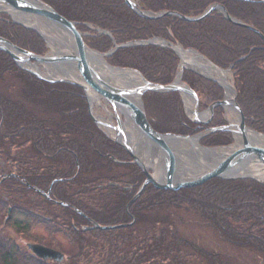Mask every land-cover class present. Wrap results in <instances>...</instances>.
Returning a JSON list of instances; mask_svg holds the SVG:
<instances>
[{"label": "trees", "instance_id": "1", "mask_svg": "<svg viewBox=\"0 0 264 264\" xmlns=\"http://www.w3.org/2000/svg\"><path fill=\"white\" fill-rule=\"evenodd\" d=\"M42 1L75 22L80 31L89 32L85 41L99 52H109L116 44L159 38L195 50L220 68H231L247 125L264 134V38L229 21L219 9L192 22L176 15L146 18L125 0ZM135 1L144 11H171L189 17L201 16L213 4H220L233 18L264 35V0ZM6 21L0 23V36L39 55L49 51L37 32ZM107 61L137 70L150 82L163 85L175 80L180 64L172 48L154 44L117 49ZM182 81L199 94L204 109L223 99L217 82L191 70H184ZM8 83L15 88L0 91V153L9 165L16 163V174L0 173V191L14 196L10 202L0 196V203L15 206L14 211L21 214L13 220V209L7 208L4 218L21 233L42 226L49 233L66 235L78 250L62 264H192L193 255L185 253L190 244L177 232L178 224L190 214L209 222L224 241L264 255V183L215 178L188 189L160 190L149 185L131 202L145 175L131 163L128 152L97 127L81 88L43 81L0 50V86ZM143 101L152 126L162 133L195 135L208 126L227 124L222 107L215 109L207 127L192 122L183 112L178 92H147ZM32 104L37 108L33 110ZM232 143L228 131L201 140L206 147ZM25 146L30 150L23 151ZM30 194L58 211L37 213ZM134 219L126 228H92L93 222L112 226ZM48 262L0 231V264Z\"/></svg>", "mask_w": 264, "mask_h": 264}, {"label": "water", "instance_id": "2", "mask_svg": "<svg viewBox=\"0 0 264 264\" xmlns=\"http://www.w3.org/2000/svg\"><path fill=\"white\" fill-rule=\"evenodd\" d=\"M42 4V6H36L31 4L30 2L26 0H0V10H4L6 8H12L16 11L25 12V13H32L35 15L40 16L41 18L48 20L57 26L64 29L69 37L71 38L74 47H75V53L72 55H56L52 54L49 55L48 53L45 55H39L36 53H33L31 51H28L26 49H23L12 42H10L8 39L0 36V50L8 53L14 61L24 70L34 74L38 78L48 81V82H65L69 83L71 85L77 86L84 90V92L87 95H91L90 91L96 92L101 97L104 98V100L109 103L114 112H116V121L117 125H114V129L116 130V136L114 138L115 143L122 146L133 158V163L137 164L145 174L146 178L139 188L137 194L134 196L133 200L137 199L144 191V189L148 185H153L155 188L160 190H178V189H188V188H194L203 185L207 181L213 178H226V179H234V178H244V176H229V172L233 170L235 167H237L241 162L248 160L250 158H255L259 163L264 165V147L259 145H254L252 142H250L247 131L250 130L246 123V116L244 114V111L242 110L240 104L237 101V95L235 92L234 98H225L224 100L215 101L213 102L209 108L207 109L208 117L202 118L203 114L200 110V99L195 90H193L190 86L181 83H177L176 80L168 85H162V84H156L150 82L148 79H146L139 71L137 70H130L134 73H136L139 76L140 82L133 85H125L120 86L113 84L103 78L101 75L97 74L93 68L91 67V64L88 60L87 52L88 50H91L88 48L84 38L83 33L78 30L76 23L73 21H70L63 15H61L58 11H56L51 5L48 3L37 0ZM126 3L136 12H138L141 16L146 18H161L163 16L167 15H176L186 21H199L204 19L205 17L209 16L213 11L219 9L224 16L231 22L236 23L240 26L247 27L256 33H258L262 38H264V35L257 29L253 28L252 26H249L243 22H240L233 18L227 11V9L220 5V4H213L210 6L201 16L198 17H189L184 16L178 12H160V13H152L148 11L142 10L137 2L135 0H125ZM165 45L170 44L171 47L179 54L181 57V64H180V81L182 80V74L184 68H182L183 64H188V62H185L183 60V57L181 56V51L183 52H195L197 55H199L201 58L205 59L212 67L220 70V67L215 65L213 62L202 56L197 51H194L192 49L184 50L182 47L172 44L170 42H167L166 40L159 39L156 41V39H151L147 41H136V42H130L127 44L122 45H116L115 50L123 47L133 46V45ZM94 51V50H91ZM114 51V50H113ZM113 51L109 53H99L102 56H108L113 53ZM96 52V51H94ZM98 53V52H96ZM74 62V66L78 69L80 76L83 80V82L76 81L74 79L69 78H58L55 80H50L44 78L42 75H40L38 72H35L33 70L28 69L27 67H24L23 64H41V65H60L65 62ZM188 67V66H187ZM120 70H126L122 68H116ZM222 86L223 83L220 82ZM148 91H155V92H168V91H178L181 94L184 95V93H187L190 98L193 100V118L192 120L195 123L200 124H209L210 121L214 117V110L217 106H222L224 108L231 107L232 109H235L238 112L239 115V124L237 125V128L239 130V133L241 134L242 138V144L240 147H238L235 151L230 152L226 156H224L222 161L217 162L216 164L212 166H204V171L200 172L197 175L193 176H187V177H179L176 170V156L174 153V150L170 143L168 142V138H182V139H192L196 136H189V135H177V134H171V133H160L158 132L151 124L147 112L145 108H143L140 104L136 103V101L132 100V97H139L140 99L142 96L148 92ZM90 98V97H89ZM126 110V112L130 115V117L135 122L137 128L140 130L139 132L141 135L147 139L149 142H153L158 148L161 156V161L163 162V167L160 168V170H156L155 168H151L149 165H147L146 162H144L140 156L137 154V149L134 145H131L129 142V139L127 137H122V119L118 114V111ZM94 120L98 123V121L94 118ZM232 126H222V127H215L209 129L211 132L216 131H231ZM141 136V138H143ZM201 136V134L199 135ZM204 148V147H203ZM209 150H213L215 148H206ZM161 162V163H162ZM206 165V164H203ZM156 167L159 168V165L156 164ZM264 167V166H263ZM163 170L165 173V180H163L160 172ZM263 174H264V168H263ZM113 185V183H111ZM93 222V221H92ZM134 222V221H133ZM119 224L116 226H102L96 222H93L92 228H99L102 230H110V229H116V228H122L127 227L129 225L133 224ZM91 228V227H88ZM28 248L39 258L43 260L52 259L55 260L58 263H61L65 259L64 253L61 251L55 250L53 248H50L48 246L39 244V243H30L28 244Z\"/></svg>", "mask_w": 264, "mask_h": 264}, {"label": "rangeland", "instance_id": "3", "mask_svg": "<svg viewBox=\"0 0 264 264\" xmlns=\"http://www.w3.org/2000/svg\"><path fill=\"white\" fill-rule=\"evenodd\" d=\"M6 20L11 21L14 24L21 25L25 28L32 29L35 32H37L38 35L46 43V46L49 49V53H48L49 55H52L56 52H60V50H61L60 47H57L53 44L52 45L50 44L51 34H53V35H59V34L62 35L63 34V36H64L66 33V32H64V30L61 29V27L57 26L56 24H54L48 20L42 19L40 21V26H39L40 28L39 27L36 28L34 25H30V24H28L22 20L16 19L12 14L7 12L6 10H0V23L7 22ZM84 36H88V33L84 32ZM165 45H167V44H165ZM105 53H107V52H105ZM190 54H192V53H190ZM189 57H192V56H189ZM106 59L107 58L104 57V60L108 64ZM180 61H181V57H180ZM33 65L37 67L38 71H41V73H39V74L40 75L43 74L42 76L46 79L55 80V79L63 77V76H57L54 72H53V75L51 74L52 76L48 75L47 66L53 67V65H49V64L48 65L33 64ZM28 69L33 70L31 68H28ZM186 69L191 70V71L195 72L196 74H198V75H200L206 79H210V80L217 82L218 86L220 88H222L220 91L223 92V99L228 98L227 90L225 89L224 86H222L220 84V80H218L215 72H212L211 74H209L200 68L197 69V68H194L191 66L186 67ZM33 71H35V70H33ZM75 71L77 72L76 68H75ZM35 72H37V71H35ZM227 75H228L227 77L229 79V83L231 84V86L233 88L231 91V94L229 95V98H234L235 97V92H234L235 90L233 87L232 75L230 72H227ZM72 79H74V78L72 77ZM9 83L5 86H0V91L5 92L6 89H10V92H12V88H15V87L11 86ZM111 83L116 84V85H120V86L121 85L125 86L124 84H119L117 82H111ZM127 85H130V84H127ZM131 85H133V84H131ZM181 96H182L181 102L183 104V109L185 106V109L183 112H185V115L189 119L192 120V118H193V100L190 99L191 100V104H190V103H188V99L183 94H181ZM203 102L204 101L200 102V104H201L200 109H201L202 114H203L202 118H204V120H205L206 116H208V112H207L208 108L204 109ZM140 103H141L140 105L143 108H145L144 101L142 98L140 99ZM92 104H93V115L95 118H97V120L99 122H101V121H113L114 125L117 124L116 123V112L113 111V109L109 105V103H106V101L100 95H98V101H92ZM160 107H161L160 110H162V111L165 110L163 105H160ZM36 108H37V106L35 104L33 106V104H32V109L34 110ZM121 114H123V113H121ZM224 114H225L224 117L227 120L226 121L227 126L231 125L233 127L235 124L236 125L239 124V115L235 109L231 108L229 110L227 108L225 110ZM124 120H125V116H124ZM196 124L200 125V126H206L207 127L210 123L206 124V125L205 124L203 125L200 123H196ZM107 127L100 125V128L103 131H105L106 134L109 135L108 137L111 139H114L116 136V131L114 132L113 129L110 130ZM207 128H209V126ZM207 128L201 130L200 133H197L196 135H198V134L206 135L207 134V136H208ZM248 128L250 130L257 132L256 130L252 129L250 126H248ZM230 129H231V131H228V132L232 134L233 143L228 145V146H225V147L223 146V147L216 148V149L227 150L228 151L227 154H229V152H231L232 149L234 150L235 148H238V146L240 147V145H241V144L239 145V143H238V137L235 134L234 129L233 128H230ZM166 133H170V132H164V134H166ZM259 134L264 135L263 133H259ZM205 137L206 136H204V138ZM201 140H199L198 143L201 147H203L201 145ZM172 148H173L175 156H176V170H177V174L179 175V177H183V175H185V174H190V172L186 171L188 169V167H186V163H187L188 158H189L188 164H190V169L192 171L190 176H193V175L195 176V175L199 174L200 172L204 171V166H208V167L212 166V165L216 164L217 162L222 161L224 158V155H221L222 158L218 157V156H216V157L211 156L210 158H207V157L203 158L200 154H197V153L194 154L186 146L180 147L179 144L173 145ZM22 149H23V151H25L26 149L30 150L29 146L22 147ZM16 152L19 155L22 154V151H20V148ZM137 152H138L137 154L140 156V158L144 162H146L147 165H149L151 168H155L156 170H160V168L156 167L155 162L151 161V158L148 156L149 155L148 153L146 155L143 154L142 146L139 149H137ZM158 156H159V152H157L156 157L158 158ZM191 158H193L194 161H196L197 165H195V163H193L191 161ZM203 164H206V165H203ZM10 165L6 161L5 155L0 153V173H6L9 175L11 173L16 172V170L13 167V166H16V163L13 162V164H10ZM119 172H121V171H118V173ZM187 176L188 175H186L184 177H187ZM123 179L124 178L122 177V180ZM238 179H240V180L252 179L255 181H260V182L263 181L264 182V176H256V175H246V176H244V178H234V179H228V180H238ZM0 196L3 197L6 200V202H10L11 199H14V196L9 195V193L4 192V191H0ZM29 199L32 201L31 206L34 208V210H36L37 213H40V214L43 213V214L49 215L50 211H52V212L58 211L54 207L53 208L48 207L45 203H43L42 199L37 195L30 194ZM21 200H23V198ZM6 202H3V204L0 203V231L4 235L8 234L9 236L13 237L17 241L19 246L22 247L24 250H26V252H29L30 254H32L27 248V245L29 243H41L42 245L50 246L52 248H55V249L63 252L65 254V256H69V255H72L73 253L77 252L78 247L75 246L74 243L66 235L58 234V233H49L48 230H46L42 226H37L28 233H21L17 228H15L13 226L12 222L10 223L11 220L8 222L7 219L4 218L7 214V208H9V209L15 208V206L12 207V205L11 206L6 205V207H5L4 205L7 204ZM4 207H5L6 212L4 211ZM17 207L20 208V206H16V208ZM16 211H14V209L12 210L13 220H14V218H17L18 216H20V214H21V213H19V211L18 212H16ZM3 212H4V216L2 215ZM141 231H143V230H141ZM177 232L181 235V237L185 238L186 241L190 244V246L188 248H186L185 253L189 254V255H193V257L189 260V261H191L192 264H204V263L210 264V263H215L217 261L222 262L224 264H264V255L258 254V252H255L254 250L250 251L249 249L243 248L242 246H237L231 242L224 241L223 240L224 237L220 234V232L216 228H214L212 225H210L209 222H207V221H205V220H203V219H201V218H199L193 214L186 216L183 219L182 224L181 223L178 224ZM38 241H40V242H38ZM53 241H54V243H52ZM198 251H200V252H198ZM195 252H197V253H195ZM203 253H205V254L203 255ZM208 255H211V257L214 260H210L209 259L210 257ZM50 262L55 263L54 261H49L48 263L50 264Z\"/></svg>", "mask_w": 264, "mask_h": 264}, {"label": "bare ground", "instance_id": "4", "mask_svg": "<svg viewBox=\"0 0 264 264\" xmlns=\"http://www.w3.org/2000/svg\"><path fill=\"white\" fill-rule=\"evenodd\" d=\"M28 2H30L33 5L36 6H42V4L40 2H38L37 0H26ZM7 12H9L10 14H12L16 19L22 20L30 25H34L36 28L40 26V21L43 19L38 15L32 14V13H25V12H20V11H16L12 8H6L4 9ZM40 28V27H39ZM62 29V28H61ZM64 30V29H62ZM64 32H66L64 30ZM50 44L55 45L57 47H60L61 50L60 52H56L54 54L56 55H72L73 53H75V47L74 44L71 40V38L69 37L68 33L66 32L65 35H53L51 34V39H50ZM181 51V56L183 57V60L185 62H188V64H183L182 68L187 67V66H191L197 69H202L203 71H205L206 73L211 74L212 72H215L217 75L218 80H220L221 83H223L225 89L227 90V95L229 98V95L231 94L232 91V86L229 83V79H228V75L227 72L222 71V70H218L214 67H212L208 62L205 61V59L201 58L199 55H197L195 52H183ZM192 53V54H190ZM87 56H88V60L91 64V67L93 68V70L101 75L103 78H105L106 80H108L109 82H117L119 84H124L127 86V84H137L140 82L139 76L130 71V70H120V69H116L114 67H111L109 64L106 63V61L104 60V56H102L99 53H96L94 51L88 50L87 52ZM192 56V57H189ZM24 67H28L31 68L35 71H37L38 73H41V71L37 70V67L31 64H23ZM75 66H74V62H65L63 64L60 65H53V67L51 66H47V72L48 75L52 76L53 72L57 75V76H63V78H70L72 79V77L74 78V80L79 81V82H83L80 73H78V69L77 72L75 71ZM52 74V75H51ZM43 75V74H42ZM181 75L179 74L178 78H177V83L181 84L180 81ZM91 94V100L92 101H98V95L93 92L90 91ZM184 96L188 99V103L191 104V100H190V96L187 93H184ZM132 100L136 101V103L140 104V98L139 97H132ZM228 109L230 110L231 107H228ZM123 113V114H121ZM118 111L119 116L122 119V137H127L129 139V142L131 145H134L137 149H139L142 146V152L143 154H149L148 156L151 158V161L155 162V164L159 165V168L163 167V162L161 161V156H160V152H159V148L152 142L147 141L146 138H144L141 133L139 132L140 130L137 128L135 122L133 121V119L130 117V115L126 112V110H122L120 109ZM124 116H125V120H124ZM101 123L103 125L109 126L110 130H112V127L114 126V122L113 121H101ZM114 128V127H113ZM235 134L238 137V143L239 145L242 144V138H241V134L239 133V130L237 128V125L235 124L233 127ZM116 131V130H115ZM111 132V131H110ZM247 135L248 138L250 140V142H252V144L254 145H259V146H263L264 147V135H261L253 130H248L247 131ZM141 136L143 138H141ZM200 136L192 138V139H182V138H168V142L170 143L171 146L173 145H180V147L186 146L188 147L194 154H200L203 158L207 157L210 158L211 156L213 157H221V155L226 156L228 151L224 150V149H213V150H209V149H205L203 147H201L198 143ZM147 142V143H146ZM241 146V145H240ZM239 147V146H238ZM237 148H235L234 150L232 149L231 152L235 151ZM139 151V150H138ZM140 152V151H139ZM157 152H159V156L158 158L156 157ZM230 153V152H229ZM191 161L193 163L196 164V161H194L193 158H191ZM162 162V163H161ZM189 163V158L187 159V163H186V167H188V169L186 170L187 172H190L191 174V169H190V164ZM264 165H262L261 163H259L255 158H250L248 160H245L243 162H241L237 167H235L233 170H231L229 172V176H246V175H256V176H264L263 174V167ZM163 180H165V173L163 172V170L160 172ZM190 174H185L183 176L186 175H190Z\"/></svg>", "mask_w": 264, "mask_h": 264}]
</instances>
